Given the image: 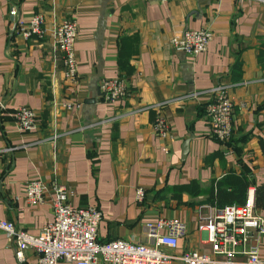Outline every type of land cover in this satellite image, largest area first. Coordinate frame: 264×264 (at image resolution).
Returning a JSON list of instances; mask_svg holds the SVG:
<instances>
[{
    "label": "crops",
    "instance_id": "0c3cea01",
    "mask_svg": "<svg viewBox=\"0 0 264 264\" xmlns=\"http://www.w3.org/2000/svg\"><path fill=\"white\" fill-rule=\"evenodd\" d=\"M35 14L44 20L43 36H21L14 28L17 19L29 21ZM67 18L78 23L75 82L65 78L63 54L51 37ZM199 27L213 33L206 52L190 55L172 48L174 34ZM121 75L128 96L105 103L99 81ZM217 82L230 86L234 103L226 143L209 136L205 118L208 90ZM0 100L5 109L0 111V220L39 234L53 219V196L45 193L42 204L32 205L25 186L33 179L55 181L72 191L74 207L93 206L103 213L97 226L101 241L149 242V221L176 217L188 227L177 251L211 254L207 232L198 227L217 209L207 201V190L228 175L245 177L249 193L264 184L259 145L264 139V3L0 0ZM23 106L37 114L36 129L20 131L14 125L12 113ZM157 116L170 125L164 137L153 130ZM138 187L145 193L141 202ZM256 208L264 213V204ZM256 240L264 255V237L252 234L247 247ZM14 246L0 230V264H19ZM243 257L239 253L234 259ZM35 259L28 249L22 264Z\"/></svg>",
    "mask_w": 264,
    "mask_h": 264
},
{
    "label": "built area",
    "instance_id": "2783aa9c",
    "mask_svg": "<svg viewBox=\"0 0 264 264\" xmlns=\"http://www.w3.org/2000/svg\"><path fill=\"white\" fill-rule=\"evenodd\" d=\"M167 1V0H159ZM264 3V0H258ZM9 14L16 18L17 9L11 7ZM14 28L23 37L44 34V20L39 14L29 21L19 20ZM77 20L67 18L53 29V47L63 54L65 78L75 82L78 78L77 58L74 50ZM213 33L204 27L184 29L174 34L169 42L172 48L190 55H198L207 50ZM229 85L217 82L208 92L210 101L205 107V118L209 123V136L221 143L228 142L233 132L232 115L234 103L229 95ZM102 100L115 104L128 96L129 88L122 76L102 78L98 83ZM69 107V104H65ZM5 110L0 100V111ZM14 125L18 130H34L38 126L37 114L26 106L18 107L12 113ZM153 130L159 137L170 131L169 123L157 116L152 122ZM8 150L13 147L7 148ZM45 193L51 194L53 219L47 222L37 235L16 228L14 223L0 220V230L7 240H12L14 256L22 264L28 249L36 255L34 264H57L68 261L73 264H264L261 244L247 247L252 234L257 239L264 237V213L254 206V194L250 190L243 205H225L215 209L198 225L199 230L207 232V241L212 245L211 254L197 250L178 252V240L188 233L186 223L176 217L159 218L145 225L149 242H130L115 238L109 241L98 239L97 226L103 213L93 206L74 207L70 203L72 191L64 184L40 179L29 180L25 186V196L32 205L42 204ZM138 202L144 198L142 188L135 190ZM240 245L244 247L239 248ZM239 253L244 257L235 260Z\"/></svg>",
    "mask_w": 264,
    "mask_h": 264
},
{
    "label": "trees",
    "instance_id": "16d2710c",
    "mask_svg": "<svg viewBox=\"0 0 264 264\" xmlns=\"http://www.w3.org/2000/svg\"><path fill=\"white\" fill-rule=\"evenodd\" d=\"M259 56L261 57L260 54ZM259 145L264 154V139L259 140ZM248 188L249 182L245 177L228 175L207 190V201L217 209L225 205H243L248 198ZM263 204L264 184H259L254 187V206L260 207Z\"/></svg>",
    "mask_w": 264,
    "mask_h": 264
},
{
    "label": "water",
    "instance_id": "95a60500",
    "mask_svg": "<svg viewBox=\"0 0 264 264\" xmlns=\"http://www.w3.org/2000/svg\"><path fill=\"white\" fill-rule=\"evenodd\" d=\"M190 138H191V136H190ZM188 142H189V140H186V141L184 142V150H186V146H187Z\"/></svg>",
    "mask_w": 264,
    "mask_h": 264
}]
</instances>
